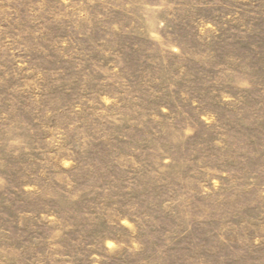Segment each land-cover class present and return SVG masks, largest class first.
I'll use <instances>...</instances> for the list:
<instances>
[{
  "label": "rangeland",
  "instance_id": "rangeland-1",
  "mask_svg": "<svg viewBox=\"0 0 264 264\" xmlns=\"http://www.w3.org/2000/svg\"><path fill=\"white\" fill-rule=\"evenodd\" d=\"M0 264H264V0H0Z\"/></svg>",
  "mask_w": 264,
  "mask_h": 264
}]
</instances>
